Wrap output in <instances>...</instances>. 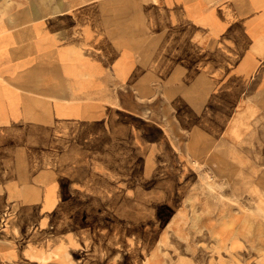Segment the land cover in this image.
Masks as SVG:
<instances>
[{"label": "rangeland", "instance_id": "rangeland-1", "mask_svg": "<svg viewBox=\"0 0 264 264\" xmlns=\"http://www.w3.org/2000/svg\"><path fill=\"white\" fill-rule=\"evenodd\" d=\"M113 1L0 0L3 32L54 16L39 46L56 48L67 90L0 102V264H264V73L201 64L85 85L128 50L134 17ZM27 62L7 60L2 81Z\"/></svg>", "mask_w": 264, "mask_h": 264}, {"label": "crops", "instance_id": "crops-1", "mask_svg": "<svg viewBox=\"0 0 264 264\" xmlns=\"http://www.w3.org/2000/svg\"><path fill=\"white\" fill-rule=\"evenodd\" d=\"M125 2V0H114L113 5L116 8L115 18L124 14L127 22L126 13L134 17L132 21L129 18L130 25L126 26L127 23L124 25V28L129 30L124 39L128 41V50L121 52V49L116 47L112 59L103 56L94 72L90 70L84 74L87 80L103 79V81L83 84L121 85L128 82L132 72L139 70H143L145 75H151V78L153 75L157 76L158 72L161 78H165L171 68L200 69L201 64L213 70H255L264 73V0H150L138 1V3L129 0V3ZM138 19L141 23L140 27L137 26ZM20 21L23 23L15 29L7 27V32H3L0 27L2 61L0 102L8 101L9 98L5 96L10 95L15 96L10 100L35 101L30 97L35 93L44 92L49 96L58 92L65 94L67 92L65 87L56 86L58 84L56 48H52L51 51L50 46L47 47L49 49L39 46L41 26L47 29L46 34L50 32L51 27L52 31L55 30L54 16H50L42 23L25 25L24 20L20 19ZM119 23L120 20L118 26ZM19 27L21 29H18ZM170 37L181 39L180 45L183 44L182 38L188 37L192 39L188 42L192 47L179 48L178 45L177 48H169ZM200 38L207 40L206 42L196 40ZM116 40L118 41L119 37ZM76 47L69 48L70 52L78 50ZM51 52L52 56H47ZM101 53L103 55V50L100 52L96 50V54ZM24 59L28 60L27 64L30 65L27 71L23 74L14 73L12 78L17 77L14 81H2L6 76L11 79V76L4 74L2 69H5V62L16 60L21 64ZM63 72L66 75L67 69H63ZM107 79L111 81H106ZM130 83L132 84V82L128 84ZM19 96H23V99Z\"/></svg>", "mask_w": 264, "mask_h": 264}]
</instances>
